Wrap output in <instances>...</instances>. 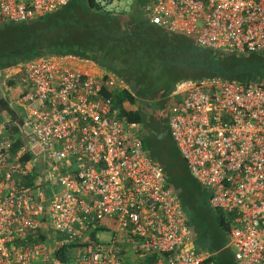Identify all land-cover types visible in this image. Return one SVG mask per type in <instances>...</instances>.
I'll use <instances>...</instances> for the list:
<instances>
[{"label":"built area","instance_id":"2783aa9c","mask_svg":"<svg viewBox=\"0 0 264 264\" xmlns=\"http://www.w3.org/2000/svg\"><path fill=\"white\" fill-rule=\"evenodd\" d=\"M69 1L0 0V24ZM92 2L113 16L138 4ZM140 8L151 24L191 34L201 47L264 51V0H145ZM70 57L15 67L25 87L13 95L18 109L0 114V264H203L209 253L189 248V217L164 168L104 95L126 85L70 67ZM169 98L168 132L190 175L212 209L232 215L225 247L233 264H264V86L184 81ZM42 156V183L32 185Z\"/></svg>","mask_w":264,"mask_h":264},{"label":"trees","instance_id":"16d2710c","mask_svg":"<svg viewBox=\"0 0 264 264\" xmlns=\"http://www.w3.org/2000/svg\"><path fill=\"white\" fill-rule=\"evenodd\" d=\"M137 2L130 15L113 16L100 12L92 0H71L32 21L0 24V73L46 55H70L94 62L105 75L124 82L126 87L105 90L104 95L110 97L119 120L136 125L145 123L153 104L163 100L168 103L169 94L180 82L220 78L264 86V51L237 54L201 47L191 34L151 24L140 8L145 0ZM0 105L8 108L3 101ZM168 118L169 111L159 116L156 130L158 135L173 140L169 133L164 134ZM13 133L16 150L22 139L16 130ZM139 137L147 150L148 139ZM27 158L29 155L24 160ZM45 168L43 156L33 163L32 185L42 183ZM207 205L184 207L182 202L192 240L202 252L209 253L203 264H233V253L225 247L232 215Z\"/></svg>","mask_w":264,"mask_h":264},{"label":"rangeland","instance_id":"374dc122","mask_svg":"<svg viewBox=\"0 0 264 264\" xmlns=\"http://www.w3.org/2000/svg\"><path fill=\"white\" fill-rule=\"evenodd\" d=\"M167 100L169 104L166 100H163L164 102H158L150 107L145 123L137 125L136 133L146 140L148 139V143L145 145L147 151L164 168L167 181L181 197L183 206L192 205L195 208L206 206L207 197L199 192L198 185L191 177L189 170H187V166L180 156L176 144L170 137L165 138L162 135H158L156 130L158 125H160L156 122L157 118L168 114L172 100L171 98H167ZM185 186H188L189 189ZM195 248L198 251H202L197 243H195Z\"/></svg>","mask_w":264,"mask_h":264},{"label":"crops","instance_id":"0c3cea01","mask_svg":"<svg viewBox=\"0 0 264 264\" xmlns=\"http://www.w3.org/2000/svg\"><path fill=\"white\" fill-rule=\"evenodd\" d=\"M69 65H70V67H73V68L79 69L83 72H87V73H91V74H94V73L100 74V75L106 74L94 62H91L88 60H80V59H77L76 57H70L69 58ZM17 71L18 70H16V68L14 67V68L6 69L4 72L0 73V103L3 101V102H5L6 107H8V108H5V107L2 108V106L0 105V114L7 113L8 110L12 111V110L18 109V105L16 103L17 98H13V95L15 92L20 93L22 91V89L25 87V83L23 81V75L21 74V76L19 77L17 75ZM7 73H10V74H7ZM10 88H12V89L8 90ZM154 161H156L159 164V162L157 160H154ZM167 183H168V181H167ZM168 186L171 187L169 183H168Z\"/></svg>","mask_w":264,"mask_h":264},{"label":"water","instance_id":"95a60500","mask_svg":"<svg viewBox=\"0 0 264 264\" xmlns=\"http://www.w3.org/2000/svg\"><path fill=\"white\" fill-rule=\"evenodd\" d=\"M164 134L167 135V134H168V130H165ZM194 247H195V244H194L193 242H191V243L189 244V248L192 249V248H194Z\"/></svg>","mask_w":264,"mask_h":264},{"label":"clouds","instance_id":"9594fccd","mask_svg":"<svg viewBox=\"0 0 264 264\" xmlns=\"http://www.w3.org/2000/svg\"><path fill=\"white\" fill-rule=\"evenodd\" d=\"M168 130V129H167ZM169 133V132H168ZM194 243V242H193Z\"/></svg>","mask_w":264,"mask_h":264}]
</instances>
